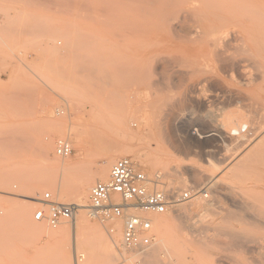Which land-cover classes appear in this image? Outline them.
Masks as SVG:
<instances>
[{
  "label": "rangeland",
  "instance_id": "rangeland-1",
  "mask_svg": "<svg viewBox=\"0 0 264 264\" xmlns=\"http://www.w3.org/2000/svg\"><path fill=\"white\" fill-rule=\"evenodd\" d=\"M250 9V0H0V264H59L57 240L18 221L21 195L64 202L53 187L94 175L109 147H130L126 157H142L161 190L192 197L141 254L121 245V217L90 216L100 231L83 264H264V143H250L264 114V59L253 60L252 41L262 47L264 31ZM59 140L71 143L69 156L57 154Z\"/></svg>",
  "mask_w": 264,
  "mask_h": 264
},
{
  "label": "bare ground",
  "instance_id": "bare-ground-1",
  "mask_svg": "<svg viewBox=\"0 0 264 264\" xmlns=\"http://www.w3.org/2000/svg\"><path fill=\"white\" fill-rule=\"evenodd\" d=\"M250 7L252 8V9H250V10H253V11H250V12H253L251 15H250V22H252L253 24H255L256 26H258V27H260V29L261 30H263L264 31V0H250ZM257 10V11H256ZM187 28V27H186ZM214 30H215V28H214ZM223 30H224V28H223ZM213 33H211L212 35H214V36H212L213 37V39H214V37H215V35H217L218 34V30H216L217 32H216V34L214 33L215 31H213V30H211ZM210 31V32H211ZM193 32V31H192ZM199 32V31H198ZM220 32V31H219ZM230 32H231V30H230ZM225 33V35L227 36V33H228V31H227V33L226 32H224ZM192 34V33H191ZM221 34H223V33H221ZM231 34V33H230ZM229 34V35H230ZM183 35H185V33L183 34ZM224 35V34H223ZM225 35H224V37H225ZM211 36V35H210ZM263 36V35H262ZM198 36H196V38H197ZM209 37V36H208ZM220 37V36H219ZM221 37H223L222 35H221ZM220 37V38H221ZM181 38H183V37H181ZM204 38V37H203ZM255 38H256V36H255ZM177 39V38H176ZM180 39V38H179ZM186 39V38H185ZM192 39V38H191ZM209 39H212V38H209ZM208 39V40H209ZM215 39L217 40L218 38H216L215 37ZM257 39V38H256ZM262 39V38H261ZM183 40V39H182ZM181 40V41H182ZM188 40V39H187ZM186 40V42H188ZM197 40H198V38H197ZM220 40V39H219ZM231 40V39H230ZM236 40V39H235ZM193 41H195V40H193ZM192 41V42H193ZM201 41V40H200ZM211 41V40H210ZM260 41V39L258 40V42H255V41H252V43H254L257 47H260V48H262L264 45H262V47H261V45L259 46V44H261V42H259ZM263 41V40H262ZM182 42H184V40L182 41ZM226 42V41H225ZM224 42V43H225ZM201 43V42H200ZM211 42H209V44H210ZM213 43V42H212ZM216 43V42H215ZM219 43V42H218ZM223 43V44H224ZM227 43V42H226ZM259 43V44H258ZM241 44H242V41H241ZM263 44H264V42H263ZM214 45V44H213ZM225 45V44H224ZM226 45H228V43L226 44ZM225 45V46H226ZM209 46H212V45H209ZM225 46H224V48H225ZM242 46L243 45H241L240 46V50L242 49ZM248 46V45H247ZM246 46V48H248ZM211 49L212 48H214L213 46L212 47H210ZM219 48V47H218ZM239 48V47H238ZM237 48V50H239ZM244 48H245V46H244ZM260 48H259V50H260ZM201 50V49H200ZM214 50H215V48H214ZM214 50H213V52H214ZM225 50H228L227 49V47L225 48ZM230 50H232V49H230ZM243 50V49H242ZM259 50L256 52V53H258L257 55H258V57H256L255 58V56L254 57H252V55H250V54H252L251 52H250V56L253 58V60H255V61H257V58L258 59H261L262 58V60L264 59V57H261L262 56V52H260V55H259ZM221 51V50H220ZM261 51H264V49L262 48V50ZM224 52V51H223ZM236 52V51H235ZM219 54H220V52H218ZM217 53V54H218ZM225 53V52H224ZM237 53V52H236ZM242 53V52H241ZM245 52H243V54H244ZM214 54V53H213ZM212 54V55H213ZM216 54V56H218ZM246 54V53H245ZM215 55V54H214ZM213 55V56H214ZM171 56V55H170ZM220 56V55H219ZM218 56V57H219ZM239 56V55H238ZM173 57V56H172ZM209 57V56H208ZM215 57V56H214ZM230 57V56H229ZM174 58H176V56L174 57ZM173 58V59H174ZM216 58V57H215ZM225 58V57H224ZM168 59H169V57H168ZM177 59H179V57L177 58ZM182 59V58H181ZM226 59V58H225ZM221 60H222V58H221ZM248 60V59H247ZM246 60V61H247ZM250 60V59H249ZM252 60V61H253ZM171 61V60H170ZM174 61V60H173ZM175 61H177V60H175ZM223 61V60H222ZM251 61V62H252ZM264 61V60H263ZM168 62V61H167ZM172 62V61H171ZM185 62V61H184ZM233 62L234 61H232V63L231 62H229L230 64H233ZM243 62V61H242ZM241 61H239V63L241 64L242 63ZM245 62V61H244ZM258 62V61H257ZM183 63V62H182ZM205 63H207V61L205 62ZM210 63V62H209ZM208 63V64H209ZM227 63V62H226ZM236 64H237V62H235ZM238 63V64H239ZM254 62H252V64H250L251 66L253 65H256V63L255 64H253ZM259 63V62H258ZM264 63V62H263ZM173 64H175V63H173ZM225 64V63H224ZM230 64H228V65H230ZM243 64V63H242ZM248 64V63H247ZM260 64V63H259ZM259 64H257L258 66H256V67H259L260 65ZM212 65V64H211ZM208 66V65H207ZM209 66H210V64H209ZM219 67V66H218ZM233 67H236L235 65L233 66ZM243 67V66H242ZM261 68H262V66H260ZM185 68V67H184ZM212 68V67H211ZM237 68H239V66L237 67ZM245 68V67H244ZM231 69V68H230ZM236 69V68H235ZM235 69H234V71H235ZM243 69V68H242ZM263 69V68H262ZM233 70V69H232ZM231 70V71H232ZM237 70V69H236ZM257 71H259V69H256ZM256 70H255V72H256ZM237 72V71H236ZM257 75H260V78H261V80H263L262 81V83H264V69L263 70H261V72L259 73V74H257ZM234 76H235V74H234ZM256 76V75H255ZM254 76V77H255ZM259 77V76H258ZM257 77V78H258ZM251 78V77H250ZM260 78H258L257 80H259ZM254 79H256V77L254 78ZM252 80V79H251ZM261 82V81H260ZM258 83V82H257ZM262 83H260V84H262ZM259 84V83H258ZM253 85H255V84H253ZM255 86H257V85H255ZM264 86V85H263ZM160 88V87H159ZM260 88V90L259 91H261V87H259ZM161 89V88H160ZM262 90H263V92H264V89L262 88ZM254 91V90H253ZM254 93V92H253ZM255 93H256V91H255ZM254 93V94H255ZM261 93V92H260ZM260 93H257V94H255L256 95V98L257 99H259V97H260ZM252 93H250V95H251ZM253 95V94H252ZM251 95V96H252ZM258 95H259V97H258ZM237 97V96H236ZM251 98H253V97H251ZM255 98V97H254ZM236 99H238V98H236ZM235 100V99H234ZM260 102H263V105H264V97H262V99H260L259 100ZM236 102V101H235ZM245 102V101H244ZM259 102V103H260ZM252 104V103H251ZM250 104V106H252ZM254 105H257V104H254ZM253 105V106H254ZM45 106V105H44ZM100 106V105H99ZM104 106V105H103ZM252 106V107H253ZM258 106V105H257ZM97 107V106H96ZM256 108V107H255ZM257 109V108H256ZM258 109H259V107H258ZM99 110H101V107H100V109ZM98 110V111H99ZM255 110V109H254ZM46 111V110H45ZM57 111H59V109L57 110ZM97 111V110H96ZM257 111H261V110H257ZM263 111V110H262ZM264 112V111H263ZM60 113H63V111H60ZM59 113V114H60ZM251 113H255V111L253 112H251ZM260 113V112H259ZM259 115H261V116H263L264 114H259ZM256 116H257V113H256ZM261 116H257V117H260V121H257V120H255L256 121V123L254 124V125H256V130H257V132H253V133H251L252 134V137H251V134H250V143H251V145H254V143L255 144H259V146H258V148H260V145H262V143H264V140H263V138H264V135H263V133H264V125H263V122H264V119H262L261 120ZM68 117V116H67ZM250 118V117H249ZM255 119H256V117H254ZM254 118H252V119H254ZM263 118H264V116H263ZM127 118L126 119H124V121H122L121 122V124L123 125V126H125V127H128V131L129 130H131L130 129V126L128 125V123H127ZM129 121V120H128ZM130 122V121H129ZM252 122V121H251ZM252 123H254V120H253V122ZM251 123V124H252ZM248 125H249V123H248ZM253 126V125H252ZM251 128V127H250ZM253 131V130H252ZM80 135H82L81 133H80ZM80 135H78L77 134V141L79 142V143H81L82 144V142H83V137H81ZM86 137V136H85ZM263 142H262V141ZM59 141H62V140H59ZM59 141H58V143H59ZM63 141H65V142H67V143H69L70 145H71V143L69 142V141H67V140H63ZM262 142L261 144L260 143H258V142ZM257 142V143H256ZM57 143V144H58ZM253 143V144H252ZM43 144H45V143H43ZM48 145V144H47ZM83 145V144H82ZM81 145V146H82ZM109 145H111L112 146V144H109ZM108 145V146H109ZM44 146H46V145H44ZM262 146H264V144L262 145ZM47 147V146H46ZM45 147V148H46ZM49 147V146H48ZM52 146L50 145V148H51ZM255 146H252V148H254ZM44 148V147H43ZM71 148H72V146H71ZM252 148H250V152L253 150ZM256 148V147H255ZM110 149V150H109ZM252 149V150H251ZM45 151L46 150H48V148H46V149H44ZM108 152H107V151ZM106 150L104 151L106 154H103V155H101V157H100V160L95 164V174L93 175H91V173H90V175H87L86 173L87 172H85L84 174L85 175H87L86 177H81L82 179H80V181L78 180V182L76 181L75 182V187H72L70 184H69V182L71 181V180H69V179H71L70 177H69V179H68V176H67V178H65L66 180H68V181H65L62 185H61V187H60V189L57 191L56 190V188L54 189V187H53V190H55V193L56 194H58V196H59V198H57V199H60V200H62V201H64V202H57V201H53L52 200V196H51V198L50 199H45V196H44V199H42V198H39V195H40V192L39 191H31L30 193H28V194H26V195H21L22 197H25V200H27L28 201V203H26L25 204V206L24 205H19L18 204V207L17 206H14L15 208L17 207L18 209L16 210V214H17V219H18V221L20 220V222L22 223V224H24L25 226H26V228H27V230H30V231H32V233H35V234H43V235H45V236H48V237H53V238H55L56 240H57V242L59 243V246H58V255H59V259H58V262H59V264H72L73 262H72V250H74L75 249V251H76V264H77V259H78V257H80L79 258V264H81L83 261H85L86 262V260H84V259H86V257H84V255L86 254V252H90L91 254H92V256L94 257V255L93 254H95L94 252V250H92L93 249V247H92V245H94L95 246V244H92V243H94V242H92L91 240H90V238H94L96 241H97V237L99 236L98 235V233H99V231H100V227L98 228V225L96 226L95 225V223L93 224L92 222H91V220H90V216H95L94 215V213H93V211H92V204H91V192H92V189H93V187L95 186V184H96V180H98V182H108L109 180H110V178H111V170H112V167H113V165H114V163L117 161V160H119L120 158H130V159H132L131 157H126V156H130V154H132V150L130 149V147H127V148H124L123 150H112L110 147L107 149L106 148ZM48 151H50V149L48 150ZM46 152V153H49V152ZM72 151H73V148H72ZM53 152V151H52ZM56 152H57V154H59L58 153V151H57V148H56ZM72 153V152H71ZM160 153V152H159ZM162 154V153H161ZM59 155H61V154H59ZM70 154H68V155H61V156H63V157H67V156H69ZM134 156V155H133ZM136 156V155H135ZM142 156V155H141ZM56 157V156H55ZM51 158V157H50ZM137 158V159H136ZM142 158V157H141ZM140 158V156L138 155V156H136L135 157V159H136V161L139 163L140 162V164H143L142 162H144V160H142ZM66 159V158H65ZM59 161H61V160H59ZM59 161H57L56 163H63V162H59ZM62 161H64V160H62ZM134 161V160H133ZM135 161V162H136ZM65 162H66V160H65ZM64 162V163H65ZM251 162V161H250ZM67 163H68V161H67ZM137 163V164H138ZM71 164V163H70ZM72 164H74V163H72ZM62 165V164H61ZM69 165V164H68ZM68 165H67V167H68ZM76 165V164H75ZM57 166H59V165H57ZM92 166V165H91ZM138 166H139V164H138ZM63 167H65V166H63ZM66 170H67V168H65ZM73 169H75V168H72V169H70V170H73ZM63 170H64V168H63ZM142 171H144L143 169H141ZM69 171V170H68ZM89 171V170H88ZM65 172H67V171H65ZM145 172V171H144ZM146 173V172H145ZM66 173H64V175H65ZM147 174V173H146ZM67 175V174H66ZM148 175V174H147ZM64 177V176H63ZM149 178H151L150 176H148ZM156 177H158L159 179L161 178L160 177V175H156ZM260 179H261V181L264 179H262L261 177H259ZM153 179V178H152ZM255 180H258V179H255ZM159 181V180H158ZM97 182V183H98ZM46 185H49V184H51L52 183V181H51V179L50 178H48L47 177V179H46ZM260 183V182H259ZM257 184V183H256ZM159 185H160V181L157 183V184H149V186H148V188H149V192H153V191H160V192H163L164 194H166L169 198H171V199H173V205L172 206H170L169 208H168V210L166 211V212H164V213H153V212H150V211H145V210H143V209H141V208H134L133 210H131V212L133 213V214H136V215H138V216H140V217H143V218H147V219H149V220H151V222H152V229H154L157 225H160V224H162V226H164V228H167V225H166V220H167V218L166 217H169L168 216V214L170 213L169 212V210H171V209H173V208H175L176 209V206L177 205H180L179 203L180 202H183V201H185L184 199H182V197H181V195H182V193H176L175 194V192L173 193V194H170V190L168 191V189H167V192L166 191H164V190H161L160 188H159ZM172 192V191H171ZM177 192V191H176ZM199 192V191H198ZM47 193H50V192H47ZM46 195V194H45ZM50 195H51V193H50ZM194 195V194H193ZM195 195H196V193H195ZM192 197V196H191ZM200 197V196H199ZM196 199V198H195ZM198 199V198H197ZM253 199V198H252ZM193 200V199H192ZM258 200V199H257ZM67 201V202H66ZM69 201H72V202H69ZM111 201L113 202V203H117V204H123L124 203V201H123V199H122V197H121V195H119V194H113L112 195V198H111ZM252 201V200H251ZM255 201V200H254ZM59 203H62V204H68V205H74L75 206V209H74V211H75V213H74V216H73V218L72 219H70V220H68V222H72L71 223V225L70 226H67V228H65L64 226H59V225H61L62 223H64V222H67V221H64V222H62V223H60L58 226L59 227H57L56 226V228H53L54 226H52L51 227V225L50 226H47V225H45L44 224V222L45 221H35V220H32L31 219V215H32V212H33V210L35 209V208H37L38 206H40V204H43V205H45L44 207H40L39 209H44V210H46V214H48L49 212V210L55 205V204H59ZM251 203V202H250ZM182 204V203H181ZM251 204H253V203H251ZM250 204V205H251ZM170 205V204H169ZM49 206V207H48ZM256 206V205H255ZM11 208V206H10V208H11V210L12 209H15V208ZM48 207V208H47ZM187 210V209H186ZM262 213V212H261ZM157 214L159 215L160 214V216H157ZM162 214V215H161ZM167 214V216H164V218H161V217H163V215H166ZM146 215V216H145ZM153 215V216H152ZM156 215V216H155ZM96 218V217H95ZM114 219H116V218H114ZM118 220V219H117ZM96 222V221H95ZM98 224V223H97ZM114 224V223H113ZM116 224V223H115ZM120 223H118V225H119ZM203 227V226H202ZM112 228H114V226L112 227ZM111 228V229H112ZM157 228V227H156ZM155 228V231L158 229H156ZM204 228V227H203ZM114 229H112V231H113ZM159 230V229H158ZM205 230V229H204ZM203 230V231H204ZM29 231V232H30ZM151 231H154V230H151ZM154 231V232H155ZM153 232V233H154ZM157 232V231H156ZM159 232V231H158ZM231 233V232H230ZM70 234H71V236H70ZM67 235V236H66ZM115 235V234H114ZM121 235V238H122V246H123V231H122V233H119V236ZM114 237V236H113ZM112 237V240H109V245L111 246V248L112 249H115L116 247V245H118L119 244V239L118 238H113ZM163 237H164V235H163ZM162 236L160 237L159 236V238H161V241L159 242L158 241V243H157V245L158 244H161L160 245V247H162L163 245H165V242H164V238H163ZM66 238V239H65ZM253 238V237H252ZM65 239V240H64ZM254 239V238H253ZM172 240V239H171ZM92 243H91V242ZM173 241V240H172ZM90 243H91V245H90ZM156 243V242H155ZM154 243V244H155ZM154 244H153V246H154ZM170 244H171V242H170ZM174 244V241L172 242V244L171 245H173ZM72 247L74 248V249H72ZM91 247V248H90ZM151 247V246H150ZM157 248H159V246L157 247ZM156 248V250H159V249H157ZM79 249H81L82 250V253L80 254V252H79ZM165 249V248H164ZM91 250V251H90ZM144 250H146V249H144ZM153 250V249H152ZM155 250V252H154V255L156 256L157 254H158V252L159 251H156ZM92 251H93V253H92ZM97 251V250H96ZM130 251V250H129ZM134 251V250H133ZM139 251H141V250H138L136 253H138ZM79 252V253H78ZM98 252V251H97ZM143 252V251H142ZM99 253V252H98ZM135 253V252H134ZM140 253V252H139ZM146 253H147V251H146ZM141 254V253H140ZM145 254V253H144ZM86 256V255H85ZM97 256V258L95 259V260H97L98 259V263H99V255H96ZM142 257V256H141ZM143 257H144V255H143ZM158 257V256H157ZM95 258V257H94ZM140 258V257H139ZM154 259V258H153ZM94 260V261H95ZM153 262H155V261H153ZM159 262H161V261H159ZM148 263V262H147ZM151 263V262H150ZM83 264V263H82ZM97 264V263H96ZM155 264V263H154Z\"/></svg>",
  "mask_w": 264,
  "mask_h": 264
},
{
  "label": "built area",
  "instance_id": "built-area-1",
  "mask_svg": "<svg viewBox=\"0 0 264 264\" xmlns=\"http://www.w3.org/2000/svg\"><path fill=\"white\" fill-rule=\"evenodd\" d=\"M61 111H57L58 113ZM57 151L61 155L71 154V145L65 141H59ZM158 177L149 178L141 170L138 164L130 158H120L111 170V178L108 182H98L91 192L92 211L95 217L101 221L114 218H122L123 246L127 250L147 249L154 242L156 236L151 234L152 222L147 218L133 214L131 210L141 208L153 213H164L173 205V199L160 191L149 192V184H157ZM113 194L121 195L124 203L117 204L111 201ZM182 199L191 198L190 192H184ZM50 193H46L45 199H50ZM170 204V205H169ZM75 206L68 204H55L46 214V210L38 209L34 218L38 221H47L51 226H58L64 221L73 218ZM79 258L77 264H79Z\"/></svg>",
  "mask_w": 264,
  "mask_h": 264
}]
</instances>
